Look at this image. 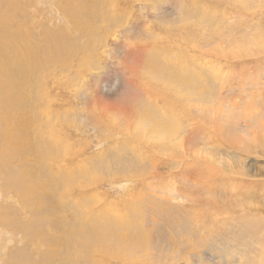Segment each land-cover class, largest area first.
I'll use <instances>...</instances> for the list:
<instances>
[{
	"label": "rangeland",
	"instance_id": "1",
	"mask_svg": "<svg viewBox=\"0 0 264 264\" xmlns=\"http://www.w3.org/2000/svg\"><path fill=\"white\" fill-rule=\"evenodd\" d=\"M177 1L0 0V99L19 111L0 115V264H84L68 255L89 226L124 248L104 263L264 264V0ZM166 53L211 75H193L210 98L177 150L144 141L152 122L135 137L141 102L163 104ZM18 127L37 148L11 149ZM30 171L39 200L9 175ZM124 229L146 243L127 248Z\"/></svg>",
	"mask_w": 264,
	"mask_h": 264
},
{
	"label": "bare ground",
	"instance_id": "2",
	"mask_svg": "<svg viewBox=\"0 0 264 264\" xmlns=\"http://www.w3.org/2000/svg\"><path fill=\"white\" fill-rule=\"evenodd\" d=\"M229 1L231 3H232V1H235L233 3L237 7H240L241 9H245V6H246L245 0H229ZM177 3H181V0L177 1ZM198 3L197 2L195 3V1H194L193 4H198ZM206 5H208V4H206ZM205 9H206V11H205L206 15L203 19L199 20L200 23L204 20L205 21H212L213 17H211V18L208 17L207 14H209V11L207 8H205ZM213 14H214V12H213ZM215 16H216V14H215ZM186 26L187 25H185V27ZM78 27H81V25L79 24V21H76V23H73V22L71 23V28L73 29V32H75L78 29ZM175 29H176V31H178V30L180 31V32L175 34V35L178 34V36L182 31L186 30L185 28H182V25H181V27L173 25V26L168 27L167 33L170 34ZM185 32H183V33H185ZM187 34L188 35L181 37V39H184L183 41L187 40L189 33H187ZM62 36L64 37V35H62ZM170 36H171V34H170ZM174 40H175V38H174ZM174 43H176V42H174ZM48 46H49V44H48ZM166 57H168L169 59H172L173 63H172V61L160 62L162 65L167 66V70L161 71L160 76H159L162 83H163V86H164L163 92L165 91L164 97L162 99L163 104H160V106H151V104L148 101H142L141 102V105H140L141 108H138L139 110L137 111L139 114L140 120L135 125L136 126L135 137L139 138V137L144 136L146 134V132L143 129L144 125L145 124L150 125L152 122L156 125V127L150 128L151 132H150L149 137L150 138L154 137L155 140H158V141H151L148 139L144 140V141L146 143H149V144L157 143V145H156L157 149H162L163 148L162 146L166 145V144H167L166 146H171V147L176 149L179 147L178 146L179 144H182V141H183L182 140V141L176 142V139H177V137L180 136L179 134H181L182 131L184 130V116L188 113L189 110L194 109L193 106L196 108V106L198 104L197 102L200 103L203 100L206 101V100H208V98H210V95L205 93L206 91L205 92L203 91V93H200L201 85H199V87L196 86V85H198V83L195 82L193 75H196L197 77H205V76H211V75H209L210 74L209 72L201 70L200 66L195 64L194 60H192V59H190L191 61L185 60L186 62L179 61L178 59L180 57H182L181 54H176L174 56H171V55L166 53ZM171 65H176L175 67H178L180 69V72H179L180 74L175 72V70L171 68ZM183 70L185 72H183ZM205 70H206V68H205ZM187 71L190 72L189 75L191 76L192 80H189V81L183 80L180 77V75H187L186 74ZM209 71L212 72V70H209ZM136 76H137V74H136ZM204 88L206 89V87H204ZM197 90H199V92ZM194 94H195V98L193 97ZM139 103H138V105H139ZM17 107H18V105L15 103V99L11 100L7 97L0 99V108H1L0 115L2 114L4 118H13L14 114L18 113L19 111L12 112V113H10V112L15 110V108H17ZM151 107L154 109L153 110V115H154L153 117L149 116V114H145L146 112L150 111ZM181 110H184L183 114L181 113L182 112ZM211 117H213V116H211ZM207 118L210 119V117H207ZM35 119L40 124L39 118H35ZM35 119L34 118L31 119V123H32V126L34 128H36V124H35L36 120ZM211 119H214V118H211ZM190 121L194 122V121H197V119L191 118ZM216 123H217V125L219 124L218 121ZM5 124H6V122H5ZM6 126H7V124H6ZM218 130H219V127H218ZM34 131L18 127L15 132H13V129H10V133H6L5 136L12 143L11 149L13 151L22 150L23 147H25L26 149L29 147L37 148L35 145H33L34 139L36 138L37 129H35ZM56 140L62 141L64 139H56ZM64 142H66V140H64ZM137 145L139 146L140 143H137ZM140 147L144 150L143 146H140ZM47 150L50 151L51 148H47ZM65 150L66 149L63 148V151H65ZM32 155H34V153H32ZM4 156H6V157L8 156L6 149L4 151ZM167 156L175 157V156H177V154L176 155L175 154L166 155V158H167ZM0 157H2V155H0ZM166 158H165V160H166ZM176 163H174V164H176ZM9 175L14 176V180H13L14 182H18V183L21 182L17 186V189H18L20 194L23 195V194L29 193L33 196V200H39L41 198V196L38 193V188L40 185V177H41L40 174H38V176H37L39 183L36 185L31 184V181L34 179L32 174H31V171L29 173L24 174V176H20V175H17L15 173L9 174ZM93 175L94 174H92L91 176H93ZM44 182L46 183V180ZM53 182L59 183L60 181L56 180ZM1 219H3V218H1ZM112 228H114V227H112ZM124 230H127V229H124ZM64 231H67V229L65 228ZM127 231L128 232L122 231V232L118 233L117 239L121 240V241L122 240L125 241L126 247L131 249V250H135L136 247L140 248L141 243L138 240H141L143 242H145V240L142 238H138V240H137L130 234V232H132L131 230H127ZM223 233H225V232H223ZM224 235L226 236V234H224ZM82 241L83 242L76 241L71 245L70 250H69V255H68L69 256L68 257L69 262L71 261L72 257H74L73 254L77 253V252L81 253L84 264H109V263H106V261H105V263L103 262L104 256L110 257L113 259H117V258L122 259L123 258V256L121 255V252L124 250V248L115 243L114 249H109L108 245H107L108 242H110V241L114 242V240L109 233H105L101 229L94 230L91 226H89V228L85 231V233L82 236ZM61 244H62V242H61ZM96 245H98L101 248V251L103 254L98 256V255H96V253H93ZM83 251H86L85 256L83 255Z\"/></svg>",
	"mask_w": 264,
	"mask_h": 264
}]
</instances>
